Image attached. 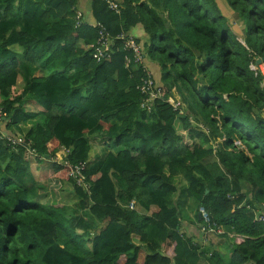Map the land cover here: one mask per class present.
<instances>
[{"label": "trees", "instance_id": "trees-1", "mask_svg": "<svg viewBox=\"0 0 264 264\" xmlns=\"http://www.w3.org/2000/svg\"><path fill=\"white\" fill-rule=\"evenodd\" d=\"M119 1L118 15L91 0L115 40L97 62L88 47L98 31L76 27L79 0H0V264H225L181 234L189 200L245 238L228 264H264V0H227L247 23L242 40L215 0ZM139 25L163 68V98L181 99L180 110L141 107L143 74L118 39ZM29 102L43 120L24 133L39 116ZM15 128L22 143L7 140ZM91 139L123 150L92 163ZM85 162L88 190L68 166Z\"/></svg>", "mask_w": 264, "mask_h": 264}, {"label": "crops", "instance_id": "crops-1", "mask_svg": "<svg viewBox=\"0 0 264 264\" xmlns=\"http://www.w3.org/2000/svg\"><path fill=\"white\" fill-rule=\"evenodd\" d=\"M215 1L217 2L221 14L229 21L230 26L232 27L234 33L237 35L238 39L240 40L244 39L247 29L246 21L232 11L227 0H215ZM78 8L83 12L84 18L88 22V24L92 25L97 23V21L93 17L91 0H79ZM132 34L136 36L137 39L142 40L140 42L141 44H144L145 40L147 39L144 27L142 25H139L136 29H134ZM16 49L20 50L19 48ZM146 58H147L146 64L148 65V68L150 69L152 75L155 77L158 83L163 85L162 66L160 65V63L153 62V60L149 59L147 55ZM256 69H260L261 73L264 76V62L261 65L256 66ZM25 84L26 83L23 77L19 76L16 87L17 91H21L25 87ZM262 88L264 89V82L262 83ZM25 111H27L28 113H35V112L39 113V116L37 118L28 120L21 124V129H23V132L27 133L37 122L43 120L42 117L43 111L39 107V105L35 102L26 103ZM262 116L264 118V112L262 113ZM17 129L15 128L14 132L18 135H22L20 133V129H18L19 133H17ZM90 145H91L90 161L92 163L103 160L111 151H113L116 154H119L123 150V148H111L108 145L102 143L101 140L99 139H91ZM60 152H64V151L61 149ZM243 186L245 187L243 189L244 190L243 192L251 196L250 192L252 188L248 187V185H246L245 183H243ZM64 194H68V193L66 192ZM178 195L179 194H177V196ZM74 198L75 201L74 204L71 205V207H73L78 201L76 196H74ZM183 208H184V213L182 215V227L180 229L181 234L185 236L188 240H190L193 244L199 245L202 250L204 249L205 251L208 249L221 255V258L225 264L230 263L235 246L243 243L245 238L236 236L232 233H227L225 232V230H224V234L221 235L217 234L216 232L204 233L201 231L202 218L200 219L199 217L200 212L199 210L196 209L193 200H189L188 202L184 201ZM259 213L264 214V205L262 206V209L260 212H258V214ZM172 264H187V263L184 260H174ZM199 264H207V263L205 260L204 261L201 260Z\"/></svg>", "mask_w": 264, "mask_h": 264}, {"label": "built area", "instance_id": "built-area-1", "mask_svg": "<svg viewBox=\"0 0 264 264\" xmlns=\"http://www.w3.org/2000/svg\"><path fill=\"white\" fill-rule=\"evenodd\" d=\"M103 1L108 8L116 14L121 13V1L119 0H101ZM75 13L76 27L79 28L84 24L88 23L83 12L77 7L73 8ZM90 25V24H89ZM92 28L98 31V41L97 44L89 46L90 50H95L93 52V57L97 62H102L105 59H109L110 54L114 47V39L108 32V30L101 24H92ZM124 42L125 49L128 52L126 57V66L135 67L137 70H141L143 76L140 79V83L137 87V90L142 96L141 107L147 112L152 111L155 102L158 100H164V102L169 103L174 110H180L182 103L180 100H175L172 97H169L167 100L163 98V85L157 82L155 77L152 75L148 65L146 64V53L144 51L143 44H141L136 36L132 33H124L118 38ZM180 113H183L180 111ZM5 119V115L0 111V125L2 120ZM7 140L13 144L22 143L23 138L21 137H8ZM222 141V140H221ZM67 151V150H66ZM68 154V151H67ZM68 164V163H67ZM89 162L80 163L75 166L68 165L71 169L70 176L74 179L78 187H83L85 190H88L89 187L86 184V178L84 172L87 170ZM135 201H132L129 207L132 209L134 207ZM200 215L202 218V227L201 231L204 233L216 232L217 234H224V229L216 224H212L209 215L207 214L204 208L200 209ZM257 222L264 224V214H258L255 219Z\"/></svg>", "mask_w": 264, "mask_h": 264}, {"label": "rangeland", "instance_id": "rangeland-1", "mask_svg": "<svg viewBox=\"0 0 264 264\" xmlns=\"http://www.w3.org/2000/svg\"><path fill=\"white\" fill-rule=\"evenodd\" d=\"M180 94H179V97L181 98V95ZM180 101H181V99H180ZM17 133H19V130L18 129H17ZM17 136L18 137H21V138L24 137L23 135H17ZM62 150L64 152H59V153L56 154V158L55 159L58 162H62L64 160L65 156L67 155V151L64 150V149H62ZM64 193H66V192H64ZM63 197H65L63 203L66 204L67 207L71 208V205H73L74 204V201H75L74 196L71 193H68V194H63Z\"/></svg>", "mask_w": 264, "mask_h": 264}, {"label": "water", "instance_id": "water-1", "mask_svg": "<svg viewBox=\"0 0 264 264\" xmlns=\"http://www.w3.org/2000/svg\"><path fill=\"white\" fill-rule=\"evenodd\" d=\"M263 62H264V58H262V59L257 58V59H256V66L261 65ZM199 217H200V219H201V215H200Z\"/></svg>", "mask_w": 264, "mask_h": 264}]
</instances>
